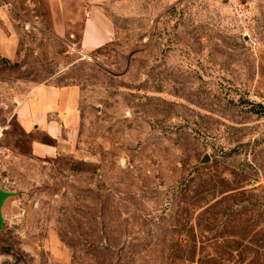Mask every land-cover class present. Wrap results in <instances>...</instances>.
Listing matches in <instances>:
<instances>
[{
    "label": "rangeland",
    "instance_id": "374dc122",
    "mask_svg": "<svg viewBox=\"0 0 264 264\" xmlns=\"http://www.w3.org/2000/svg\"><path fill=\"white\" fill-rule=\"evenodd\" d=\"M0 190V264H264V0H0Z\"/></svg>",
    "mask_w": 264,
    "mask_h": 264
},
{
    "label": "crops",
    "instance_id": "0c3cea01",
    "mask_svg": "<svg viewBox=\"0 0 264 264\" xmlns=\"http://www.w3.org/2000/svg\"><path fill=\"white\" fill-rule=\"evenodd\" d=\"M115 34V26L101 11L94 10L89 12L85 19L81 47L86 51L99 49L107 45ZM65 90H59L48 86L39 87L35 94L34 103L21 108L20 116L26 131H30L34 124L41 127L47 136L58 140L61 138L63 130L56 119L49 116L60 110V99H69ZM71 101V100H70ZM69 101L68 109L72 110V102ZM33 151L39 157L55 156L58 148L47 145L40 141L33 143Z\"/></svg>",
    "mask_w": 264,
    "mask_h": 264
},
{
    "label": "water",
    "instance_id": "95a60500",
    "mask_svg": "<svg viewBox=\"0 0 264 264\" xmlns=\"http://www.w3.org/2000/svg\"><path fill=\"white\" fill-rule=\"evenodd\" d=\"M11 196L12 194L10 193H7L5 191H0V231L2 230V224H3L2 216H1V207L3 203L5 202V200Z\"/></svg>",
    "mask_w": 264,
    "mask_h": 264
},
{
    "label": "built area",
    "instance_id": "2783aa9c",
    "mask_svg": "<svg viewBox=\"0 0 264 264\" xmlns=\"http://www.w3.org/2000/svg\"><path fill=\"white\" fill-rule=\"evenodd\" d=\"M1 191V190H0Z\"/></svg>",
    "mask_w": 264,
    "mask_h": 264
}]
</instances>
